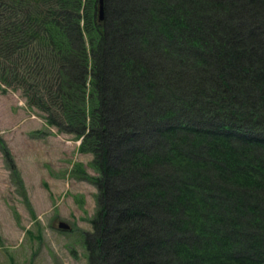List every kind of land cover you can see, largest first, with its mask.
<instances>
[{
    "label": "trees",
    "instance_id": "16d2710c",
    "mask_svg": "<svg viewBox=\"0 0 264 264\" xmlns=\"http://www.w3.org/2000/svg\"><path fill=\"white\" fill-rule=\"evenodd\" d=\"M103 5L0 0V84L92 155L87 264H264V0Z\"/></svg>",
    "mask_w": 264,
    "mask_h": 264
},
{
    "label": "rangeland",
    "instance_id": "374dc122",
    "mask_svg": "<svg viewBox=\"0 0 264 264\" xmlns=\"http://www.w3.org/2000/svg\"><path fill=\"white\" fill-rule=\"evenodd\" d=\"M77 145L0 85V264H87L96 189L91 155Z\"/></svg>",
    "mask_w": 264,
    "mask_h": 264
},
{
    "label": "water",
    "instance_id": "95a60500",
    "mask_svg": "<svg viewBox=\"0 0 264 264\" xmlns=\"http://www.w3.org/2000/svg\"><path fill=\"white\" fill-rule=\"evenodd\" d=\"M99 2V19L101 20L103 18V14H104V5H103V0H98ZM59 227L61 228H68V224L64 223V222H59L58 224Z\"/></svg>",
    "mask_w": 264,
    "mask_h": 264
}]
</instances>
